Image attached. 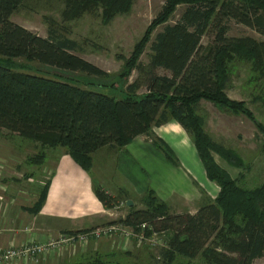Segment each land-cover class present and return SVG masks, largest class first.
Segmentation results:
<instances>
[{
    "label": "trees",
    "instance_id": "trees-1",
    "mask_svg": "<svg viewBox=\"0 0 264 264\" xmlns=\"http://www.w3.org/2000/svg\"><path fill=\"white\" fill-rule=\"evenodd\" d=\"M26 1L0 0V130L47 146H65L82 167L90 170L97 150L105 146L123 148L139 135L152 139L169 160L178 164L174 151L153 131L176 120L191 135L209 179L220 186L217 200L204 203L193 214L170 213L164 201L149 189L142 197L144 206H133L121 222L136 230L146 224L150 228L147 234L170 233L168 245L158 256L166 264H172L177 255L195 258L215 236L228 252L206 247L208 264H255L263 258L264 184L253 189L244 186L216 162L212 150L243 166L232 151L211 140L198 110L201 100L207 99L254 118L245 105L231 100L225 92L226 69L236 53L246 52L244 42L229 39L227 31L234 20L264 35V0H167L154 22L156 26L166 23L178 5L186 8L181 18L165 25L152 43L151 65L143 72L146 91L138 92L142 81L136 79L121 98L69 79L14 69L11 59L24 57L59 69L107 76V71L78 54L77 40L53 27L42 36L15 22L12 16ZM212 33L213 44L204 46L203 36ZM256 50L252 54L261 56ZM134 67L142 68L140 62ZM159 67L171 75L156 73ZM260 128L264 132V127ZM97 195L105 201L100 188Z\"/></svg>",
    "mask_w": 264,
    "mask_h": 264
},
{
    "label": "crops",
    "instance_id": "crops-1",
    "mask_svg": "<svg viewBox=\"0 0 264 264\" xmlns=\"http://www.w3.org/2000/svg\"><path fill=\"white\" fill-rule=\"evenodd\" d=\"M153 131L177 154L182 166L169 160L145 135L135 137L123 148L102 147L93 153L92 167L86 170L65 146H47L0 130V250L12 243H44L61 235L89 233L112 223L107 217L113 209L97 195V188L126 204L129 199L137 204L152 189L174 208L173 213L197 212L205 203H200L201 187L207 190L210 181L191 135L176 120ZM43 181L45 198L34 211L31 205H25V199L41 197ZM130 211L128 205L126 215ZM75 242L15 264H150L153 259L136 249L141 247L134 238L126 240L121 234L89 236Z\"/></svg>",
    "mask_w": 264,
    "mask_h": 264
},
{
    "label": "rangeland",
    "instance_id": "rangeland-1",
    "mask_svg": "<svg viewBox=\"0 0 264 264\" xmlns=\"http://www.w3.org/2000/svg\"><path fill=\"white\" fill-rule=\"evenodd\" d=\"M166 1L131 0L128 3V0H108L106 4L105 0H27L12 16L15 22L42 36H47L53 27L77 40L80 45L78 54L107 71V76L98 77L82 71L59 69L24 57L13 58L10 64L18 72L69 79L83 87L104 90L116 98H121L127 94L126 87L129 83L136 79L143 80V72L151 65L152 43L156 35L164 30L165 25L175 24L186 8L184 4L178 5L166 23L156 26L154 22L163 12ZM125 4L127 8H124ZM227 37L241 39L246 52H241V55L236 53L227 68L229 70L226 69L228 78L225 92L231 100L245 105L253 113L254 118L242 112L221 108L207 99L201 100L198 114L211 140L220 147L232 151L236 160L243 163V166L232 164L222 154L212 150L216 162L240 184L253 189L264 184V132L260 128L264 127V35L233 20L229 24ZM213 41L214 33L202 38V43L206 47L211 46ZM256 49L263 55L262 57L252 54ZM138 62L142 68L135 69L134 66ZM155 72L171 75L169 70L162 67L157 68ZM141 83L139 93L146 91L145 82ZM174 155L179 161L175 165L182 166L177 154ZM207 178L210 182L207 190L201 187L203 188L201 204L216 201L221 191L215 181L210 180L208 175ZM194 182L199 184L195 179ZM45 184L46 181H43L40 186L41 195L45 190ZM102 191L106 196L105 203L108 208L113 209L110 211L111 214H107V219L113 221L112 223L121 222L126 216L128 205L126 202L115 201L108 191L103 189ZM36 198H34V201L38 200L36 203L31 201L32 199L28 201L27 198H23L26 201L25 205H31L34 211L37 210L42 196ZM141 204L144 205L142 198L135 205L142 206ZM164 204L170 213H173L174 208L165 201ZM132 228L135 229L129 226L128 230ZM147 236L156 237L159 242L138 245L141 248L136 249H142L144 253L150 254L151 259L153 258L149 261L150 264H166L161 258L158 259V256L162 255V249L168 245L171 234L157 233L154 236L151 233ZM206 247L195 258L176 256L172 264H208L205 259V249L208 247L228 252L216 236ZM255 264H264V257L257 259Z\"/></svg>",
    "mask_w": 264,
    "mask_h": 264
},
{
    "label": "built area",
    "instance_id": "built-area-1",
    "mask_svg": "<svg viewBox=\"0 0 264 264\" xmlns=\"http://www.w3.org/2000/svg\"><path fill=\"white\" fill-rule=\"evenodd\" d=\"M128 227L129 226L125 225L123 222H116L95 227L89 233L71 235L69 237L67 235H61L58 239L51 238L48 242L44 243L29 241L20 246L12 243L8 248L0 250V264H15L21 260H35L37 257L49 253L50 250L55 249V247L60 244L69 242L75 245L77 239L83 240L89 236L101 238L114 237L115 234H121L126 240L134 237L139 246L145 243L157 244L159 242L156 237L147 236V230L150 228L146 224L142 225L140 230H135L133 228L128 230ZM152 234L154 236L157 235L156 232H152Z\"/></svg>",
    "mask_w": 264,
    "mask_h": 264
},
{
    "label": "water",
    "instance_id": "water-1",
    "mask_svg": "<svg viewBox=\"0 0 264 264\" xmlns=\"http://www.w3.org/2000/svg\"><path fill=\"white\" fill-rule=\"evenodd\" d=\"M127 204H128L130 207H132V206L135 205L134 201L131 200V199H129V200L127 201Z\"/></svg>",
    "mask_w": 264,
    "mask_h": 264
}]
</instances>
